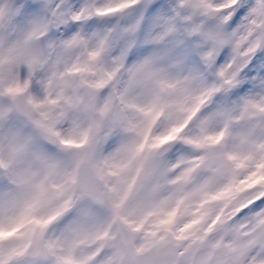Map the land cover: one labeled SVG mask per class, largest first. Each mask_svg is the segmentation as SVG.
Returning <instances> with one entry per match:
<instances>
[{
    "label": "snow or ice",
    "instance_id": "obj_1",
    "mask_svg": "<svg viewBox=\"0 0 264 264\" xmlns=\"http://www.w3.org/2000/svg\"><path fill=\"white\" fill-rule=\"evenodd\" d=\"M53 31L68 37L65 49H83L69 68L88 90L84 100L65 91L63 69L40 76L45 56L35 44ZM114 34L125 45L106 65ZM141 34L144 44L195 38L215 82L184 88L170 104L166 94L180 82L149 57L116 92L122 111L111 114V97L97 109L95 92L115 87ZM138 87L150 94L132 96ZM229 93L237 97L230 106L198 118ZM81 108L97 118L75 119ZM14 117L35 135L5 131ZM106 117L112 124L100 135ZM117 130L127 142L96 159L97 141ZM165 139L180 151L162 170ZM39 141L69 154L71 165ZM88 169L94 184L82 178ZM81 199L107 214L80 209L54 231ZM0 264H264V0H0Z\"/></svg>",
    "mask_w": 264,
    "mask_h": 264
},
{
    "label": "clouds",
    "instance_id": "obj_2",
    "mask_svg": "<svg viewBox=\"0 0 264 264\" xmlns=\"http://www.w3.org/2000/svg\"><path fill=\"white\" fill-rule=\"evenodd\" d=\"M111 23H115V20L101 22V24H99L97 27H93L91 31H102ZM77 31H79V29H77ZM67 38L68 37L63 36V34L56 36L53 31L50 32L47 37L36 42L35 47L45 56V62L40 72V76L41 78L46 75L53 76L58 70L63 69L61 75L64 76V78L71 84V87L65 89V91L72 95L78 96L81 98V100H84L87 98L88 90L81 85V76L77 73L71 72L69 68L70 65L76 63V61L83 56V49H65L62 47L60 41ZM113 41V46L108 55L105 57L106 65L110 63L111 57L118 55L119 50L125 45L123 38L115 34L113 36ZM142 41L143 34H141V42L129 52L125 61V65L119 73V79L116 82L115 87L110 84L109 86H106L105 88L95 92L93 103L97 109L102 107L103 104L111 97V114L115 115L121 112V103L119 96L116 95V92L122 90L126 86V82L129 79L128 70L149 57H159L160 59L158 61L157 67L164 69L168 76L180 82L177 84V87L174 90L166 94L170 104L175 103L178 99L183 97L184 88L195 90L205 83L215 82L214 70L202 62L200 58V52L196 48L195 38L176 36L169 38L168 40L159 44H144ZM177 41L182 42L177 43ZM51 42L56 43L55 48H49V44ZM58 59L61 61L59 64L57 63ZM193 75L198 79H188ZM57 83H59V81H57ZM150 91L151 90L147 87H138L132 89L130 94L134 97H145L150 94ZM236 99L237 97L232 96L230 93L227 95L217 94L212 98L207 106L201 110L198 118L207 117L224 107H228ZM73 116L75 119H78L85 124H89L93 119L97 118L96 112L84 111L83 108H81L79 111H75ZM195 123L196 121L193 120L189 127H194ZM70 124L71 121H66L63 126L67 128L70 126ZM111 124L112 120L110 117L104 118L100 135H103L111 126ZM9 129L17 130L25 136L35 135L31 126L20 117H14L6 123L5 131ZM184 130L185 129H182V131ZM127 138L128 134L117 130L113 131L106 140H98L93 149L96 159L106 157L110 153L116 151L122 146V144L127 142ZM169 144L170 142L165 139L164 143L161 144L159 148V151L162 152V155L156 158L157 167L162 170L166 169L167 166L175 160L177 153L180 151V149H178L175 144H171V146H169ZM38 145L44 152L48 153L56 161H58L62 167L67 168L71 165L72 157L69 154L60 152L54 145H50L45 141H39ZM82 178L89 184L95 183L94 172L91 169H88L83 174ZM84 208L90 209L95 217L103 218L107 214V209L95 204L92 200L81 199L77 209H74L72 212L68 213L61 221L54 225L53 230L57 232H63L69 225L80 218L79 210Z\"/></svg>",
    "mask_w": 264,
    "mask_h": 264
}]
</instances>
